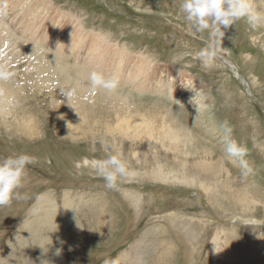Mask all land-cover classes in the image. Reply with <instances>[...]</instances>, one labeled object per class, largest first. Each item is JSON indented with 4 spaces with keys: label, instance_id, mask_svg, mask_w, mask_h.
<instances>
[{
    "label": "rangeland",
    "instance_id": "obj_1",
    "mask_svg": "<svg viewBox=\"0 0 264 264\" xmlns=\"http://www.w3.org/2000/svg\"><path fill=\"white\" fill-rule=\"evenodd\" d=\"M181 3L0 0V22L15 34L10 33L19 49L12 54L10 46L9 57L0 58L15 65L6 87L19 98L12 114L18 120L0 117V157L21 152L35 157L18 190L27 198L0 207V264H50V257L56 259L52 264H103L112 257L124 264L133 254L136 264H264V24L253 30L245 20L236 21L225 30L214 66L205 69L196 53L209 33L195 31ZM253 3L264 11V0ZM28 29L36 38L42 33L49 38L31 44L35 39L29 43ZM48 40L52 48L66 41L71 46L56 55ZM86 57L94 64L99 58L121 60L139 81L170 85L153 91L119 78L116 97L106 94V99L104 90L93 92L87 83L78 92H90L70 101L80 104L85 124L77 135L65 133L57 106L50 103L52 93L60 101L66 98L55 72L61 66L68 72L82 69L84 81L67 83H86L94 70ZM128 60L137 67H129ZM48 75L50 83L42 81ZM126 111L133 118L122 127L133 121L137 126L124 132L118 117ZM23 117L32 119L33 134L19 130ZM225 120L231 138L249 149L253 173L248 176L225 152ZM165 128L177 132L178 144L164 138ZM183 135L191 143L183 142ZM117 149L135 174L113 190L83 166V158H106Z\"/></svg>",
    "mask_w": 264,
    "mask_h": 264
},
{
    "label": "clouds",
    "instance_id": "obj_2",
    "mask_svg": "<svg viewBox=\"0 0 264 264\" xmlns=\"http://www.w3.org/2000/svg\"><path fill=\"white\" fill-rule=\"evenodd\" d=\"M180 8L184 19L194 27L196 32L209 33L208 42L196 53V58L205 69L214 66L222 49L221 43L225 30L233 26L236 21L245 20L253 30L264 24V11L258 10L253 0H182ZM14 67L15 65H10L7 61L0 63V83L8 82L15 77L16 73L12 70ZM87 80L93 92L104 90L107 93H113L120 87L118 76L106 75L97 70L90 71ZM254 80L259 83L258 78ZM60 92L66 97L67 103H70L77 96L78 87L60 88ZM221 128L226 136L227 156L238 163L242 175L252 174L253 166L247 159L248 147L231 138L232 126L229 121H223ZM101 145L106 146L104 141H101ZM34 162L35 157L23 152L0 157V207L10 205L13 200L27 198L18 190L23 187L28 166ZM83 166L90 167L98 177L103 179L105 187L113 190L119 187L122 180L135 174L130 162L118 149L106 158L89 160L85 157ZM75 167L80 169L82 163L77 161ZM103 264H120V262L118 258L112 257L105 258Z\"/></svg>",
    "mask_w": 264,
    "mask_h": 264
},
{
    "label": "bare ground",
    "instance_id": "obj_3",
    "mask_svg": "<svg viewBox=\"0 0 264 264\" xmlns=\"http://www.w3.org/2000/svg\"><path fill=\"white\" fill-rule=\"evenodd\" d=\"M4 19V18H3ZM2 21V20H1ZM25 32L27 33L28 32V36H29V43H31V41H30V39H35V40H33V43H31V44H38V43H41L42 44V39H47V38H49L48 36H47V34H45V33H42V34H39V35H37V38H36V35L30 30V29H28V31H26L25 30ZM10 33H12V35L14 36L15 34H13V32H10L9 30H8V28L7 27H3V23L2 22H0V58H1V56H4L3 58H8L9 57V53L11 52V49H10V46H13V50H12V54L13 53H16V51H18L19 49L16 47V45H17V43H15V42H17V41H14L15 39H14V37L13 36H11V34ZM23 35V34H22ZM43 38H42V37ZM13 39V40H12ZM17 40V39H16ZM9 41H13L14 43H13V45H12V43H11V45H10V43H9ZM41 41V42H40ZM48 41H50V42H47L46 44L47 45H49V47H50V49L52 50V52L54 53V54H56V52H58V53H60L61 51H67L69 48H68V45H70L71 46V43H68L67 41L66 42H64V43H62L63 45L62 46H58V47H56V45H54V48H52L51 46V40H48ZM76 42V41H75ZM58 43V42H57ZM5 45H7V47H6V49H4L3 50V46H5ZM44 45H45V43H44ZM18 47H19V45H18ZM58 48V50H56ZM17 49V50H16ZM49 49V48H48ZM7 52H9L8 54H7V57H5V53H7ZM57 55V54H56ZM85 56H88L87 54H82V59H83V57H85ZM98 56V55H97ZM117 58H120V59H123V58H121V57H117ZM7 60V59H6ZM85 60H87V64L86 65H91L93 68H94V70H96L97 69V71H101V72H103V73H106L105 71H107V73H108V70H111L112 68V66L114 65V66H116L115 67V72H117V75L116 76H118L119 78H123L122 80H124V81H126V82H124V81H122V82H124V83H127V84H136V83H138L139 85H137V86H140V87H143V89H147V88H151L153 91H154V89H163V88H165L166 86H168V85H170L169 84V81L168 80H164V82H163V84H160L161 83V80H159V81H157V82H155V84H153V83H151V81L149 80V79H144V80H142V81H139V78L136 76V73H131V71H129L128 69H127V67H124V66H122V65H124V62H123V60H122V62L123 63H121V60L120 61H117V60H115L116 61V63H106V62H104L103 61V59H102V61H100L101 60V58H99V61L97 62V63H99V62H101L102 64H100L99 63V66L97 67V66H95V64H97L96 62H95V64H94V62H91V61H88L89 59H88V57H86L85 58ZM16 61V60H15ZM20 61V60H19ZM1 63V62H0ZM127 63V65L130 67V66H136L137 67V63H135V62H130L129 60L126 62ZM20 64V63H19ZM22 64V63H21ZM20 64V65H21ZM27 64V63H26ZM25 64V65H26ZM30 64V63H29ZM226 64H227V66L231 69V71L233 72V67L230 65V64H228L227 62H226ZM20 65H17L16 64V67H19ZM24 65V66H25ZM23 66V65H22ZM21 66V67H22ZM121 66L123 67V68H121ZM63 69H59L60 67H58L57 68V70L58 71H56L55 73L58 75V77H56L54 80H56V83L58 82L59 83V85L58 86H60V88L62 87H64L65 89L66 88H68V87H71L72 86V84H70V83H67V82H71L72 81V79H75L77 82H78V80L80 79V80H83L84 81V74L86 73V71H84V70H82V69H77V70H75L73 73H75L76 74V76H74V75H72V72H68L66 69V67H63V66H61ZM91 67V68H92ZM15 68V67H14ZM13 68V69H14ZM66 68V69H65ZM102 69V70H98V69ZM110 68V69H109ZM139 68V67H138ZM19 69V68H18ZM53 70V69H52ZM113 70V71H114ZM18 71V70H17ZM37 71V70H36ZM113 71H111L109 74L111 75V73L113 72ZM34 72V71H33ZM60 72V73H59ZM139 72H141V73H144L143 71H140L139 70ZM26 73V72H25ZM89 73V72H88ZM126 73H130V77L129 76H126ZM35 74V73H34ZM37 74H44L43 73V71H39L38 70V73ZM36 74V75H37ZM56 74H54V76H56ZM235 74V72H233V75ZM26 75V74H25ZM65 75V76H64ZM70 75H72V76H74V78H69V77H71ZM87 75V74H86ZM107 75V74H106ZM28 76V75H27ZM49 77L47 78V79H40V81L42 80V81H44V82H47V83H50V80H49V78H50V75H48ZM52 76V75H51ZM64 76V79H61V77H63ZM235 76V75H234ZM66 77H68V78H66ZM235 78H237V80H239L242 84H243V79H241V76L240 75H237V76H235ZM126 79V80H125ZM58 80V81H57ZM41 81V82H42ZM156 81V80H155ZM121 82V81H120ZM80 83V84H79ZM79 83L77 84V83H75V85L78 87V89H83V88H85V84H87L88 82L86 81V83L85 82H82V81H79ZM245 83V82H244ZM12 84V83H11ZM154 85V86H153ZM58 86H56L57 87V90H59L58 89ZM36 87H38V84L37 85H34V86H32V88L33 89H35ZM18 89V88H17ZM86 90V89H85ZM16 91V90H15ZM100 91H102V90H100ZM83 92H84V90H83ZM83 92H81V93H83ZM87 92V91H86ZM86 92H84V93H86ZM88 92H90V91H88ZM87 92V93H88ZM103 92H105V91H103ZM57 93V92H56ZM60 93V92H59ZM79 93V92H78ZM81 93H79V95H80V97H81ZM83 93V94H84ZM100 93V92H99ZM99 93L97 94L96 93V95H99ZM113 93H117V92H113ZM113 93H105L104 95H105V98L106 99H108L106 96V94H109L108 96L110 97V96H115V95H113ZM53 94V93H52ZM51 94V100H50V103L53 105V106H57L56 107V110H55V115H56V118H57V121H58V124L60 125V127H61V131H64L65 133H68V132H72V135H74V134H78L79 132H81V129H82V127H83V125L85 124L84 123V119H81V117L79 116V112H80V108H78L79 106H80V104H79V106L78 107H75V103L72 105L71 103H67V99L66 98H64V99H62V101H60V100H58V99H60V97L58 96L57 98L58 99H56V95L54 96V95H52ZM78 95V94H77ZM85 95V94H84ZM89 95V94H88ZM87 95V96H88ZM91 95V94H90ZM101 95V94H100ZM100 95H99V98H101L102 97V95H103V93H102V95H101V97H100ZM63 96V95H62ZM61 96V97H62ZM92 96V95H91ZM76 97H78V96H76ZM84 97V96H83ZM82 97V98H83ZM96 97V96H95ZM95 97H94V99H95ZM116 97V96H115ZM105 98L104 97H102V100L104 99L105 100ZM19 98H18V96L17 95H14L13 93H12V90L10 89V87H6V82L5 83H0V117H1V119H5L6 117H9V115H11L12 117H13V120H18V115H12V114H14V111H16V110H14L13 111V108L15 109H17L18 110V104H17V100H18ZM79 100V99H78ZM97 100H98V96H97ZM115 100V99H114ZM117 100H118V97H117ZM60 101V103H58ZM89 101H90V99H89ZM76 102V101H75ZM97 102V101H96ZM96 102H95V104H96ZM99 102H101V101H99ZM105 102V101H104ZM55 103H57V105L55 104ZM80 103H81V101H80ZM98 103V102H97ZM110 104V103H109ZM93 105V104H92ZM88 105H86L85 107H87ZM94 106V105H93ZM119 106H120V103H119ZM122 106V105H121ZM124 106V105H123ZM74 107V108H73ZM84 107V108H85ZM98 107V106H97ZM104 107V106H103ZM125 107V106H124ZM77 108H78V110H77ZM88 108V107H87ZM90 108V107H89ZM92 108V107H91ZM118 107H116V109H117ZM120 108H122V107H120ZM11 109H12V111H11ZM93 109V108H92ZM86 110V109H85ZM96 110V109H95ZM95 110H94V112H95ZM118 110V109H117ZM127 110V109H126ZM83 111V110H82ZM18 112V111H17ZM28 113V112H27ZM87 113V112H86ZM119 113L120 112H118V111H116L115 112V114H117V115H119ZM20 114V113H19ZM88 114H90V113H88ZM132 114V113H131ZM123 115V116H122ZM121 116H119L118 118H120V120H119V122H118V124H120L121 126H120V128H119V130L120 131H124V132H126L127 130H130L132 127H134L135 128V126H137V124L135 123V121H133L132 123H130V124H132V126H130L129 124H127L126 123V125H125V127H122V126H124L123 124L125 123V121L126 122H130V121H132V115H130L127 111L124 113V114H122ZM140 123H141V121H139ZM141 125V124H140ZM150 126V125H149ZM147 127V126H146ZM18 128V127H17ZM123 128V129H122ZM126 129V130H125ZM160 129V128H159ZM166 129V128H165ZM19 130H21V132H23V134H25V135H31V134H33L34 133V126H33V121H32V119H30V118H25L24 119V117L22 118V121L19 123ZM136 132V131H135ZM163 133H164V138L165 139H167V141L168 142H170L171 144H173V145H176V144H178V142H180L179 141V139H178V137H177V132H174V131H172V130H170V129H166V131L164 132L163 131ZM146 134V133H145ZM161 136H162V134H161ZM181 140V139H180ZM182 140H183V142H185L186 144H189V143H191V140H190V137L188 136V135H183V138H182ZM129 196V195H128ZM130 197V196H129ZM134 199H135V197H134ZM52 212H53V210H52ZM54 214V213H53ZM60 223V222H59ZM59 223H58V226H57V229H58V227H59ZM53 224H55V223H53ZM54 226V225H53ZM53 228V227H52ZM51 228V229H52ZM55 228V227H54ZM52 229L53 231L54 230H56L57 231V229L55 228V229ZM61 230V228L59 229V231ZM56 231H54L53 232V234L54 233H56ZM52 231H50V233H51ZM57 234V233H56ZM55 234V235H56ZM58 235V234H57ZM51 236H52V234H51ZM53 237V236H52ZM60 237V236H59ZM58 236L56 237H54V238H59ZM55 240V239H54ZM57 241V240H56ZM50 256V254H45V256H44V258H47V257H49ZM48 259H50V260H46V261H48V263H50V264H52V262L53 263H55L56 262V259H54V258H52L51 259V257L50 258H48ZM125 262V261H124ZM123 262V263H124ZM137 262H139V260H138V256L136 255H132V256H129L128 257V259H127V261H126V263H124V264H136Z\"/></svg>",
    "mask_w": 264,
    "mask_h": 264
},
{
    "label": "water",
    "instance_id": "obj_4",
    "mask_svg": "<svg viewBox=\"0 0 264 264\" xmlns=\"http://www.w3.org/2000/svg\"><path fill=\"white\" fill-rule=\"evenodd\" d=\"M243 84H245L244 81H243Z\"/></svg>",
    "mask_w": 264,
    "mask_h": 264
}]
</instances>
